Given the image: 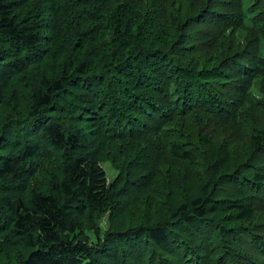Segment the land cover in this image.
Returning a JSON list of instances; mask_svg holds the SVG:
<instances>
[{"label": "trees", "instance_id": "obj_1", "mask_svg": "<svg viewBox=\"0 0 264 264\" xmlns=\"http://www.w3.org/2000/svg\"><path fill=\"white\" fill-rule=\"evenodd\" d=\"M0 264H264V0H0Z\"/></svg>", "mask_w": 264, "mask_h": 264}, {"label": "rangeland", "instance_id": "obj_2", "mask_svg": "<svg viewBox=\"0 0 264 264\" xmlns=\"http://www.w3.org/2000/svg\"><path fill=\"white\" fill-rule=\"evenodd\" d=\"M104 169L107 172L109 182H112L115 179L117 172L112 169L110 164L105 165ZM103 224H104L103 225L104 228L106 229L108 227V218L107 217L103 220Z\"/></svg>", "mask_w": 264, "mask_h": 264}]
</instances>
